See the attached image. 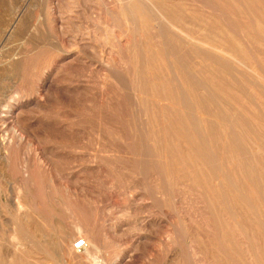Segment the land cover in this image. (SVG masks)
I'll use <instances>...</instances> for the list:
<instances>
[{"label":"rangeland","instance_id":"1","mask_svg":"<svg viewBox=\"0 0 264 264\" xmlns=\"http://www.w3.org/2000/svg\"><path fill=\"white\" fill-rule=\"evenodd\" d=\"M119 1L0 0V264H264V0Z\"/></svg>","mask_w":264,"mask_h":264},{"label":"bare ground","instance_id":"2","mask_svg":"<svg viewBox=\"0 0 264 264\" xmlns=\"http://www.w3.org/2000/svg\"><path fill=\"white\" fill-rule=\"evenodd\" d=\"M131 1L132 0H120L119 2H117V4L119 5H122V6H125V7H127V9H131V5H130V3H131ZM151 1V0H150ZM110 2V1H109ZM200 2V1H199ZM202 2V1H201ZM205 3V2H204ZM104 5V4H103ZM202 5V4H201ZM108 6V5H107ZM142 6L143 7H145V8H147L145 5H143L142 4ZM189 6V5H188ZM200 6V5H199ZM205 6V5H204ZM110 7V6H109ZM121 7V6H120ZM190 7V6H189ZM116 8V7H115ZM207 9V8H206ZM218 9V8H217ZM105 11V10H104ZM149 11V10H148ZM213 11H215V10H213ZM147 12V11H146ZM216 12V11H215ZM147 14V13H146ZM218 15V14H217ZM134 16V15H133ZM219 16V15H218ZM117 17V16H116ZM220 17H222L221 15H220ZM135 19V18H134ZM121 20V19H120ZM124 21H126V20H124ZM160 21V20H159ZM152 22V21H151ZM152 23H154V22H152ZM124 24V23H123ZM155 24V23H154ZM153 24V25H154ZM157 25V24H156ZM159 26V25H158ZM111 29V28H110ZM122 33H131V34H134V33H137V32H142L144 29L142 28V27H140V26H138L137 25V23L136 22H132V23H130V24H124V26H122L121 27V29H119ZM129 36V35H128ZM133 38V37H132ZM134 48V47H133ZM214 49V48H213ZM134 51V50H133ZM135 52V51H134ZM136 56V55H135ZM137 60V59H136ZM168 67V66H167ZM111 70V69H110ZM133 70V69H132ZM139 71V70H138ZM133 73V72H132ZM136 74V73H135ZM131 79V78H130ZM202 80V79H201ZM147 81H148V79H147ZM203 81V80H202ZM201 82V81H200ZM125 84V83H124ZM123 84V85H124ZM135 84H137V83H135ZM143 84V83H142ZM141 84V85H142ZM146 84V83H145ZM138 85V84H137ZM153 85V84H152ZM134 86H136V85H134ZM142 87V86H141ZM140 87V88H141ZM206 88H208V87H206ZM135 89V88H134ZM141 90V89H140ZM143 90V89H142ZM206 90V89H205ZM150 91H151V89H150ZM140 92V91H139ZM183 92V91H182ZM184 92H186V91H184ZM206 92V91H205ZM141 93V92H140ZM146 94V93H145ZM150 95H152V94H150ZM214 95V94H213ZM138 96V95H137ZM158 103V102H157ZM134 104V103H133ZM136 104H137V102H136ZM146 104V103H145ZM220 108V107H219ZM193 109V108H192ZM193 111V110H192ZM152 113V112H151ZM142 114V113H141ZM146 116V115H145ZM219 118V117H218ZM219 120V119H218ZM198 123V122H197ZM222 126V125H221ZM220 126V127H221ZM224 128V127H223ZM151 129V128H150ZM222 129V128H221ZM223 132V131H222ZM149 135V134H148ZM153 135V134H152ZM143 136H145V135H143ZM153 137H154V135H153ZM145 138H146V136H145ZM155 140V139H154ZM146 141V140H145ZM143 144V143H142ZM146 147V146H145ZM154 148V147H153ZM73 234L71 233V231H69V230H66L64 233H63V236L61 237V239L59 240V243H60V246H61V248L62 249H66L67 250V254H68V258L66 259V264H71V260L72 259H74V258H76V257H78V258H84L85 256H84V253L86 252V250L87 249H84V251H83V253H77L76 251H74V249H73V247H71L72 248V250L70 249V244H71V242H72V240H73ZM77 238V237H76ZM76 238H74V240L76 239ZM74 240H73V242H74ZM86 241L88 242V240L86 239ZM73 244V243H72ZM87 247V246H86ZM177 261V260H176Z\"/></svg>","mask_w":264,"mask_h":264},{"label":"built area","instance_id":"3","mask_svg":"<svg viewBox=\"0 0 264 264\" xmlns=\"http://www.w3.org/2000/svg\"><path fill=\"white\" fill-rule=\"evenodd\" d=\"M86 246L87 242L82 237H77L72 244L74 251H76L77 253L82 252L86 248Z\"/></svg>","mask_w":264,"mask_h":264}]
</instances>
